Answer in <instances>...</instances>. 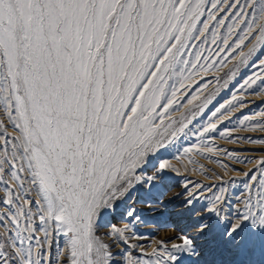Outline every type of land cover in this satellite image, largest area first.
I'll return each instance as SVG.
<instances>
[{"label":"snow or ice","instance_id":"snow-or-ice-1","mask_svg":"<svg viewBox=\"0 0 264 264\" xmlns=\"http://www.w3.org/2000/svg\"><path fill=\"white\" fill-rule=\"evenodd\" d=\"M258 48L264 0H0V264H253L257 253L264 264V155L205 144L252 167L171 195L178 169L161 156L212 103L186 91L201 73L259 68L211 111L202 140L246 90L264 91ZM237 183L234 206L226 185ZM137 204L173 230L151 252L132 242Z\"/></svg>","mask_w":264,"mask_h":264},{"label":"rangeland","instance_id":"rangeland-1","mask_svg":"<svg viewBox=\"0 0 264 264\" xmlns=\"http://www.w3.org/2000/svg\"><path fill=\"white\" fill-rule=\"evenodd\" d=\"M243 50L245 52L247 51V49ZM257 55H260L261 58L264 59V49L258 48ZM253 72L259 74L258 66L253 67L251 64H238L237 60H230L226 66L221 67L218 71L212 70L206 75L201 73V75L204 76L203 81H200V77L195 78L200 85L199 92H196V84H193L191 89H186L187 92L192 94H202L201 99L211 95L212 103L209 104L208 108H206L203 113H199L192 120V123L184 133H181L166 150L161 152V156L167 159L174 168L178 169V172L171 173L174 187L168 195H171L172 192L179 191L180 188L177 187V185L182 186L185 181L199 182L207 186H219L221 181L216 178L217 174L222 176L224 180H227L230 176L235 177L238 175V172L232 171L233 168L247 171L252 167L250 163H237L234 159H229L222 153L213 154L204 152L203 146L205 144L232 150L242 161L247 159L254 160L264 155V145L248 143L243 139H264V132H261L258 128L255 130L252 128L253 124L264 122V115H262V113H264V91H261L258 87L259 81L257 82V86H254L253 89L246 90L243 94V107H236L223 117L224 123L219 126L218 131L209 134L211 139L205 137L202 140L198 132V129H202L206 124L209 116H211V111H214L215 107L231 99L233 95H241L240 85L243 83V80ZM217 76L220 77L219 82L215 79ZM188 98H191V96ZM181 103L186 104V100L181 101ZM196 103H199V101ZM193 111H196V109H193ZM182 112H185V108L179 107L178 111H173V118H179ZM187 115L189 119H192L190 113ZM245 117L249 119L245 121L242 126L241 121L244 120ZM0 131H3V129H0ZM220 131H230L232 134L231 140L221 138L219 135ZM9 132H11L10 128ZM236 137L242 139L237 142L235 139ZM187 148H193V151L186 153L185 149ZM196 148H200L201 150L197 151ZM223 165H228V169L225 170ZM226 187L230 201L235 206V197L243 190L242 186L237 183L236 186L226 185ZM2 188L3 185L0 184V189ZM205 195L211 194L206 190ZM136 207L141 210V220L135 222L134 231L143 238L133 240L132 242L143 245L147 252H151L152 248L156 247L155 241L173 235V230L170 227L164 226L166 217L160 216L152 211H147L145 213L144 208L146 206L144 205L137 204ZM124 222H126V218L122 220L119 216L115 217L114 223H116L117 226H122ZM53 250L55 251V246ZM132 251L134 256L141 255L140 248ZM260 259V254L257 253V255L253 257V264H258Z\"/></svg>","mask_w":264,"mask_h":264}]
</instances>
